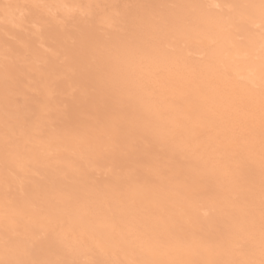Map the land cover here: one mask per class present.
<instances>
[{
	"label": "snow or ice",
	"instance_id": "1",
	"mask_svg": "<svg viewBox=\"0 0 264 264\" xmlns=\"http://www.w3.org/2000/svg\"><path fill=\"white\" fill-rule=\"evenodd\" d=\"M4 7L20 10L26 6ZM124 7L129 10L124 16L106 17L109 39L96 46L86 63L102 104L72 130L70 138L78 150L75 159L35 151L37 143L50 146L60 135L39 115L32 120H10L6 95L0 264H264V0L227 6L240 10L238 16L245 25H253L259 15V62L252 60L250 66L258 86L254 82L248 86L243 77L234 82L230 66L221 61L209 65L213 78L192 69L188 91L181 97L168 96L164 86L157 85L164 68L181 60L173 55L175 36L188 20L175 10L196 6L143 3ZM24 16L20 11L21 21ZM136 58L156 65L150 80H133L123 71V65ZM5 72L7 88V65ZM153 97L155 102L146 108V115L140 109L146 98ZM205 133L207 139L202 140ZM177 151L197 157L205 167V155L232 161L220 171L229 185L224 209L229 223L215 237L194 235L189 241L181 236L174 217L183 209L175 202L159 209L161 219L166 217L171 227L152 224L143 214L152 177L161 183L170 179L169 154ZM257 157L258 180L252 167ZM104 159L114 165L101 181L93 164ZM34 175L40 176L39 187L46 189V195L15 204L10 181ZM69 214L80 220L73 251L82 258H43L61 238L63 218ZM97 222L109 225L110 231H103ZM97 253L110 258L95 259ZM121 254L124 259L118 258Z\"/></svg>",
	"mask_w": 264,
	"mask_h": 264
},
{
	"label": "bare ground",
	"instance_id": "2",
	"mask_svg": "<svg viewBox=\"0 0 264 264\" xmlns=\"http://www.w3.org/2000/svg\"><path fill=\"white\" fill-rule=\"evenodd\" d=\"M112 2L115 3V0L114 1L113 0H0V33H4L10 40V38L13 37V33H15L11 30L13 27L15 28L19 27L21 31L23 30L27 31V29H29L32 26L29 33L27 32L26 37L22 38L21 40H18V38H16L18 40L17 44H15V48L17 50L15 49L16 52L14 53L16 54H14L13 51L12 53H9L11 52V50H13L12 49L13 47H11L12 46L11 44L9 43L6 44L7 43L6 42L5 43L6 47L1 46L2 44L1 41L3 40L0 38V55H2L3 57H6V59L9 58V54L11 55L14 54L15 56H19V57L21 56V57L27 58V59L25 58L26 60H23L22 64L16 69L18 71V68H20L27 72L26 80L23 81L25 79L24 77H23L24 79L23 78L21 79L23 82L18 80L19 83L21 82L18 86L16 83H14L15 82L14 80L13 82L11 80L13 75H16L15 74L16 70H13L9 67L8 65L9 61L7 62L3 60L0 62V128L1 129L4 127V121L6 118L5 116L6 95L8 97L7 113H8V118L10 120L23 121L25 120L23 115L24 114L28 115V113H30V115H28L30 117L29 120L34 119L36 115H39L40 117H42L41 118L42 121H48L51 115L53 117V114H54L53 112L56 106V102L54 101V98L57 97L58 96L57 94L61 91L60 89H61L62 84L64 86L65 84H69V87H71L72 85H70V83L73 84V79L74 78L77 79L78 73L76 72L75 74L74 72L78 70L77 68H79V66L81 67L82 63L84 64L85 62H87L88 58L90 57L87 55H92L91 53L95 51L96 46L98 44L106 42L109 39V33L111 32V30L107 27V24L105 23V19L107 17L105 15L107 14L105 13L104 15L103 14L104 10H100L101 13L103 12L102 14L104 15V16H100L101 15L100 11L98 13H95L93 12V9L96 8L97 6H100L101 4H104L108 6L106 8L109 10V5ZM259 2L260 0H166L165 2L164 1L155 2L154 4H176V5L196 6V7H189V8L175 10L181 15L185 16L188 20V23L175 36V47H176V50L179 52L173 53V55H178L179 57H181L180 62L179 63L170 62L167 65V67L164 68V73H162V75L164 74L166 75L168 81H171V80L175 81V79H172V78L173 77L177 78L176 84H178V86H176L175 84L174 85L175 89H174L172 88L173 85L171 84V82H166V83L163 82L162 84L161 82L163 80L164 81L166 80L165 77H163L160 84H162L163 86H166L168 83L167 86H169V83H170V85H172L171 87H169L170 91L167 89L168 92L165 91L166 87L165 88L163 87L164 92L169 93L171 95L170 92L174 91L175 94L174 92L172 93V95L174 94L173 95L174 97H181L188 91L187 83H185L184 81L188 80L189 77H187V75L189 76L190 74L189 72H191L192 69L203 71L209 78H213L215 74L209 69V65L219 64L221 61L227 63L230 66V69L233 73L234 82L239 81L240 78L243 77L244 83L247 84L248 86H252L253 82L258 86L259 84L258 78L250 73V66H251L252 60H255L257 64L259 62L258 58H259L260 31H261L260 28L258 27V25L260 24L259 15L258 14L256 15L255 23L253 25H250V26L245 25L240 21L239 16H238V12L240 10L229 8L227 6L228 5L258 4ZM6 4L21 5V6H26V7H23L20 10H17L16 8L5 9L4 5ZM217 5H219L220 7H216ZM121 9L119 10V12H117L118 11L117 10L112 13V11L115 10V8L113 10H110L111 12L109 11L107 12L109 13V15L119 13L121 16H124L128 11L123 12L121 11ZM31 10L39 11L38 13L39 15L35 17L33 16L32 14L33 12H32L31 13L32 17H30V21H29L27 20L29 19L27 16ZM20 11L25 12L23 21L19 19ZM49 19L51 20V23H49L50 21ZM47 23H49L50 25L49 28H51L50 29L51 31L48 30L46 32L45 30L47 29L45 27L48 26ZM27 25H30V27L26 28ZM44 28L45 30H43ZM16 29L18 30V28ZM16 29H13V30L15 31ZM111 35H112V38L115 39L116 34L111 33ZM212 41H215L216 43L212 44L211 43ZM192 45H195V46L191 47ZM64 47H67L66 49L73 50V52L75 51V53L79 55L80 58H78L77 61L73 59L74 61L71 62L72 63L71 65H68L69 67L66 66L65 69H62V68L59 69L61 71L56 73L55 77H57L60 74L62 78H55L54 76H53L54 78L52 77L50 78V76L48 75L52 73L45 74V71L43 68L52 65L51 63L54 60L60 58L62 54L63 56L64 54H68L69 52L68 50L65 52H63L64 50L63 51L61 50ZM213 51L215 52L214 56L211 54ZM180 53L182 56H180ZM191 54H193L197 58L204 57V59L202 58L201 60H199L200 62L192 64L193 66L188 67V65L190 64L191 58H193V57H190ZM14 55L11 57H14ZM2 56H0V60ZM6 65L8 67V73H7L8 87L7 88L5 85V82H6L5 66ZM186 66L188 67L189 70L187 69ZM183 67H185L189 72L186 71L185 68ZM156 70L157 69H156L155 64L150 63L148 60L141 61L139 58H136L134 60H129L123 65V71L133 80L135 79H144L146 81L150 80L152 78V73ZM49 72L51 71L49 70ZM184 72L186 73L184 74ZM18 73L20 72L18 71ZM79 73L81 74V72ZM34 74L35 76H33ZM24 75L25 73L23 74V76ZM172 83H175V82H172ZM158 86L160 87V85H157V87ZM72 87L74 88V86ZM72 87L70 89H72ZM88 87L93 88L91 81H89L88 86L82 84L78 90L80 91L81 89L86 94L87 92H89V90H91V88H88ZM22 88L24 89V91H22L23 90ZM87 88H88V91H87ZM171 89H173V91H171ZM38 91L41 92V94H37L39 95V99L36 98V100L32 102L33 108L29 107L30 104H28V107L24 106L25 109H20V107H18L19 105L21 106V104L18 103L17 101L18 95H21L22 97H24L26 94L35 95V93ZM67 91L69 92V90ZM82 91H80L79 94H82L83 93ZM63 93H66V91ZM169 94H166V95H169ZM81 97H84V96L81 95ZM25 101H23L22 103L26 104ZM92 102L95 103V106L97 108L101 106L102 104L101 97L95 90H94V95L92 99H88V98L80 99L79 98V100H77L74 104L72 102L69 110L67 109V111H65L66 113H64V116L66 118L62 115L63 119L65 118L64 121L67 120L66 122L68 125L67 126L65 125V126L70 127L69 124L74 123L75 125L74 127H72V124L70 125H71V128H75L79 125L80 121L87 119L90 116L89 115L90 111L86 109L83 110V108L84 107L86 108V106ZM154 102H155V97L154 99L146 98L145 106L144 108L140 110L144 111L145 114L147 115L146 108ZM193 102H198V100L196 98H193ZM94 103H92V105ZM92 109L95 110L94 108ZM87 111L89 113H87ZM49 121H51V118ZM64 129L66 130L67 128H64ZM57 131L59 135L60 134L63 135V136L60 135L61 137L60 139L54 140L50 146L47 143H37L34 146V150L42 154H48L49 151H51L52 153L56 155L57 153L59 155L63 154L62 155L63 157L62 158L60 157L63 160L75 159L78 155V150H77L75 142L70 138L72 132H69L68 130H66L67 132L62 134L59 132V131H62L60 130V128L59 130L57 129ZM205 134L203 136H205ZM206 137L202 139L205 140ZM0 151H2V149ZM182 155L184 154L177 151L174 155L172 154L171 157L178 156L177 158H181ZM186 155L187 154H185V156ZM187 156L190 157L191 155H187ZM206 156L207 155H205V157ZM171 157L169 156L170 159ZM193 159H195V157ZM106 160L107 159H105V161L102 160V161L94 162L93 167L95 169V175L100 171L102 172V169L105 170L106 173L110 169L108 168L109 164L106 165ZM196 160L197 162L198 160L201 161L200 159H196ZM205 160L210 162V167L213 166V163L211 162V160L209 159H205ZM217 160L213 159L214 163L216 162L218 163L221 161L222 164H224L225 161L228 162L229 159L226 157L225 161H222V159L219 161ZM195 161L193 163H195ZM254 162H255L254 165L257 166V167L255 166V168L259 171L258 157L254 160ZM190 163L191 162H189L190 167L188 165L187 167L189 168L188 170H186L187 172L186 174H188L187 177L185 175H184V178L183 177L181 178V176H178L179 169L181 168H177L176 169L177 175L176 174H175L176 176H174L173 174L171 175L172 178L174 176L175 179L170 178V180H168L170 181L168 182L169 184L167 182L161 183V181L159 180L160 181L159 184L161 183L160 184L161 188L155 187L158 181L157 183H155L154 186L153 184L150 185V188H151L150 198L144 201V204H143L144 213L143 214L148 217L149 222L152 224H155L161 228L164 227L165 224L171 227V223L167 220L166 217L164 219H161L159 209L161 205L175 202L178 209H183V212H178L177 215L174 217L175 223L180 229L179 234L181 236H183L189 241L192 240L194 235L197 237H205V238L215 237L213 233H216V232H213V229L215 228L216 225H218L219 227V224L217 223L219 221L222 222L224 227H226L227 224L229 223V218L225 216V211H222L224 210L223 208H225V202H223L222 199L224 198L223 197L224 195L226 196L228 194L229 185H226L227 183L226 181H225L226 183L224 186L221 184H217L220 181V179H222V177L220 176V169L219 171H217L218 174L215 175V172L212 171L213 168L211 167L212 168L211 169L208 167V169L211 170V172L209 171V173L210 174L214 173V175L213 177H211L212 174L210 176L207 173H204L206 174V176L208 175L211 177V179L206 178V180L207 179L209 181L213 180V182L210 181V183L212 184L216 183L214 184L216 186H214L215 192H212V193L210 192V195L205 197L206 195L205 193L208 190L204 188L208 186L209 181L208 183L206 180L204 181L203 179H202L203 181L201 179L199 181L198 171L200 167H202L203 169L204 168L207 169L206 168L207 166L205 167L204 161H202L201 163L202 165H199L200 163L198 162L197 163L198 166L195 163L194 165L197 166V170H198L197 171L195 169L196 166L191 168V166H194V165H191ZM229 163H231V161ZM112 164L114 165L113 161H112ZM218 164L220 167V163ZM224 165H221V167H223ZM202 168H201V171L203 170ZM201 171L199 174L200 176L202 174ZM203 172H205V170H203ZM49 175H51L50 170H49ZM35 176H36V179H34L33 183H35L34 185H36V183L39 181V183L37 184V187H38V185L41 184V180L40 178L37 180V176L38 177L40 176L39 175H35ZM32 178H35V177L32 176ZM171 179H172V182H171ZM12 181L15 183V186L17 185L19 186L21 183L24 182L21 179H16V180L13 179ZM223 181L221 180V182ZM60 182L61 181L57 180V183H60ZM212 184L210 188L208 187L207 189L213 190ZM2 185H4V175H2V172H0V186L2 187ZM40 188L41 187H39V190L34 189L35 191H33L32 190L33 188H31L32 194L29 197L27 196L28 198L26 197V194L24 196V194L21 191L20 195H23V196L18 197L15 201V204L22 205L25 203V201L29 199H35L37 197L43 198L42 195H46V189L42 187L43 189L41 188L42 190L40 191ZM21 189L23 190V188ZM14 191L16 192L15 187L13 189V193ZM27 192L28 190L26 191V193ZM28 195H30V193ZM3 200L5 202V195H3ZM4 212H5V206L3 208L0 206V223H2ZM222 212H224V216H225V217L222 216L223 218L221 217V214L223 215ZM80 226H81L80 220L76 215L69 214V215L64 216L61 238L57 239L54 242L51 249L43 253V258H47V259H58L59 258V259H66V260L82 258L81 255H78L76 252L73 251L76 237L80 231ZM97 226L100 227L103 231H110L109 225L97 222ZM94 258L98 260H104L110 257L102 253H97ZM118 258L124 259L125 257L123 254H121Z\"/></svg>",
	"mask_w": 264,
	"mask_h": 264
},
{
	"label": "rangeland",
	"instance_id": "3",
	"mask_svg": "<svg viewBox=\"0 0 264 264\" xmlns=\"http://www.w3.org/2000/svg\"><path fill=\"white\" fill-rule=\"evenodd\" d=\"M114 1V0H113ZM118 1V2H117ZM120 1H121V3H120ZM115 0V3L114 2H112L110 5H109V10L106 8V7H108V6H106V5H104V4H101L100 6H97L96 8H94L93 9V12H95V13H98L100 10H104V15H105V13L107 14V15H105V16H108L109 15V13L107 12V11H109V12H111L110 10H113L114 8H115V10H113L112 11V13L113 12H115V11H117V12H119V10L121 9V11H129L128 9H126L124 6L125 5H134V4H143V3H155V2H157V1H160V2H162V1H166V0ZM138 2V3H137ZM140 2V3H139ZM133 3V4H132ZM115 4H117V5H115ZM123 6V7H122ZM113 8V9H111V8ZM118 7V8H117ZM102 8V9H101ZM98 9V10H97ZM105 9H107V10H105ZM217 10H219V9H217ZM120 11V12H121ZM33 12V13H32ZM33 14V16H37V15H39L38 13H39V11H34V10H31L30 11V13L28 14V18L29 19H27V20H29L30 21V17H32V14ZM100 13H101V11H100ZM101 13V15L100 16H104L103 14ZM32 19V18H31ZM48 20V19H47ZM46 20V21H47ZM50 20V19H49ZM49 23H51V20L49 21ZM49 23H47L48 24V26H46L45 28L47 29V30H45V28L43 29V30H45L46 32L48 31V30H50L51 28H49ZM53 23V22H52ZM28 27H30V25H27V27L26 28H28ZM32 27V26H31ZM31 27L29 28V29H27V31L26 30H23V31H21L20 29H19V27H16V28H18V30L15 28V27H13L11 30L13 31V32H15V33H13V37H11L10 38V40H9V38L4 34V33H0V38L3 40V41H1L2 42V44H1V46H3V47H6V44H11L12 46L11 47H13L12 49L13 50H11V52H9V53H12V51H13V53L14 52H16V48H15V44H17V42H18V40H21L22 38H24V37H26V35H27V32L29 33V31H30V29H31ZM49 29H48V28ZM42 28H43V26H42ZM13 29H16L15 31L13 30ZM20 30V31H19ZM19 31V32H18ZM24 31H26V32H24ZM51 31V30H50ZM22 32V33H21ZM22 34V35H21ZM4 35V36H3ZM22 36V37H21ZM21 37V38H20ZM16 38H18V40L16 39ZM16 41V42H15ZM7 42V43H6ZM53 42V41H52ZM6 43V44H5ZM195 45H192L191 47H194ZM2 47V48H3ZM67 47H64L63 49H61L63 52H65V51H69L68 52V54H64V56H63V54H62V56H60V58H58V59H56V60H54L51 64L52 65H50V66H47V67H45V68H43L44 69V71H45V74H50V73H52V74H50V75H48V76H50V78L52 77V78H54L55 77V75H56V73H58V72H60L61 70H59V69H65L66 68V66H68V65H71L72 63L71 62H73L74 60L73 59H75V61H77L78 60V58H80L79 57V55H77L76 53H75V51L73 52V50H70V49H66ZM4 49V48H3ZM16 49V50H15ZM60 50V51H61ZM71 52V53H70ZM177 52H179V51H177L176 50V52L175 53H177ZM14 54H16V53H14ZM13 54V55H14ZM72 54V55H71ZM91 54H93V52L91 53ZM13 55H11V54H9V58H7L6 59V57H3L2 55H0V56H2L1 57V60H0V62L1 61H3V60H5V61H9L8 62V65H9V67L11 68V69H13V70H16L17 69V67H19L21 64H22V62H23V60H26L24 57H19V56H15L14 55V57H11V56H13ZM66 55H67V57H66ZM193 54H191L190 55V57H193V58H191V60H190V64L188 65V67L189 66H193L192 64H195V63H198V62H200L199 60H201L202 58L204 59V57H195L194 55L192 56ZM70 56V57H69ZM77 56V57H76ZM87 56H91V55H87ZM180 56H182L181 55V53H180ZM62 57V58H61ZM200 58V59H199ZM15 59V60H14ZM186 59V58H185ZM187 60V59H186ZM207 60H209V59H207ZM206 60V61H207ZM15 61H16V63H15ZM21 61V62H20ZM17 62H18V64H17ZM85 62V61H84ZM55 65H54V64ZM86 63L87 62H85L84 64L82 63L81 64V67L79 66V68H77L76 70L77 71H75L74 73L76 74V72L78 73L77 74V79L76 78H72L73 79V84H71L70 83V85H72V86H74V88L72 87V89H74V90H72V89H70L71 87H69V84H65V86L62 84V86H61V91H62V93H61V91L57 94L58 96L57 97H55L54 98V101L56 102V106H55V110L57 111H55L54 110V114H53V117H52V115H51V117H49V119H48V122L49 123H51V127H53V128H57L58 130H59V128H60V130H65L64 128H67L66 130H68L69 132H72V130L74 129V128H71V125L70 124H72V127H74L75 125H74V123H70L69 124V126L70 127H66L68 124H67V120L66 121H64L65 120V116H64V113H66L65 111H67V109L69 110V108L71 107V104H72V102H73V104L77 101V100H79V98L80 99H92V97H93V95H94V89L93 88H91V87H88V88H91V90H89V92H87V93H89V94H85L81 89H80V91H82L83 93L82 94H79L80 93V91L78 90L80 87H81V85L82 84H84V85H86V86H88V84H89V81H90V77H89V74H88V71H87V67H86ZM10 64H11V66H10ZM13 64H15V65H13ZM18 65V66H17ZM51 67V68H50ZM57 67H58V69H57ZM69 67V66H68ZM85 67H86V69H85ZM187 67V66H186ZM188 67H187V69H188ZM22 68V67H21ZM47 68V69H46ZM183 68H185V67H183ZM182 68V69H183ZM186 68H185V70L186 71H188ZM21 70V71H20ZM49 70L51 71V72H49ZM58 70V71H57ZM184 70V71H185ZM18 71L20 72V73H18ZM18 71L16 70V75H13V77H12V82H13V80L14 81H22L21 79L23 78L24 80L23 81H25L26 80V71H24V70H22V69H20V68H18ZM22 72H23V74L25 73V75L23 76V74H22ZM79 72H81V74L79 73ZM189 72V71H188ZM163 73H164V71H163ZM186 72H184V74H185ZM190 73V72H189ZM188 73V74H189ZM22 76V77H21ZM33 76H35V74L33 75ZM54 76V77H53ZM21 77V78H20ZM75 77V76H74ZM162 77H165V81L163 80H161L160 82L163 84V82H171V84L173 85V87L172 88H174V85L177 83L176 82V80H177V78H172V79H175V81H173V80H171V81H168L167 80V77H166V75L164 74V75H162ZM187 77H189L188 75H187ZM14 78V79H13ZM55 78H62V76L59 74L57 77H55ZM79 78V79H78ZM83 78V79H82ZM89 78V79H88ZM89 80V81H88ZM22 81V82H23ZM84 83H83V82ZM88 81V82H87ZM172 82H175V83H172ZM185 83H187V81H184ZM15 83V82H14ZM21 83V82H20ZM20 83H18V85L20 84ZM78 83H79V85H78ZM87 83V84H86ZM164 83V84H165ZM75 84H77V85H75ZM81 84V85H80ZM162 84H160V86L162 85ZM67 85V86H66ZM167 85H168V83H167ZM164 86V88L166 89L165 91L166 92H168L167 91V89L169 90L170 88L169 87H171L172 85H170V83H169V86ZM176 86H178V84H176ZM175 86V87H176ZM65 87V88H64ZM159 87V86H158ZM88 88H87V91H88ZM23 89V88H22ZM65 89H67V90H69V92L67 91V90H65ZM175 89V88H174ZM64 90V91H63ZM71 90V91H70ZM76 90V91H75ZM22 91H24V89L22 90ZM66 91V93H63V92H65ZM86 91V90H85ZM170 91V90H169ZM171 91H173V89H171ZM72 92H73V94H72ZM165 92V94H169V93H166ZM174 92V91H173ZM173 92H170L171 93V95H172V93ZM37 94H41V92H36L35 93V95H37ZM64 94H65V96H64ZM67 94V95H66ZM85 94V95H84ZM174 94H175V92H174ZM173 94V95H174ZM35 95H31V94H26L24 97H22L21 95H18L17 96V101H18V103H20L21 104V106L19 105L18 107H20V109H25V107L24 106H26V107H28V104H30V108H33V103L32 102H34L35 100H36V98L37 99H39V95H37V96H35ZM62 95V96H61ZM81 95L82 96H84V97H81ZM170 95V94H169ZM168 95V96H169ZM170 95V96H171ZM172 95V96H173ZM34 96V97H33ZM87 97V98H86ZM71 98H72V100H71ZM153 99H154V97H153ZM25 101V103L26 104H23L22 102L23 101ZM30 100V101H29ZM71 100V101H70ZM22 101V102H21ZM65 101H66V103H65ZM32 104H31V103ZM64 103V104H63ZM92 103H94V102H92ZM92 103H90V104H88L87 106H86V108L84 107L83 108V110L84 109H86V110H88V111H90V113L92 114L93 113V109L92 108H94V109H96L97 107L95 106V103L92 105ZM23 104V105H22ZM90 106V107H89ZM23 107V108H22ZM96 107V108H95ZM93 110V111H92ZM23 111V110H22ZM64 111V112H63ZM87 111V113H89ZM89 113V115H91ZM242 114V113H241ZM28 115H30V113H28ZM27 114H24L23 116H24V118L26 119V117L28 116ZM65 117L64 119H63V116ZM62 116V117H61ZM60 117V118H59ZM23 118V117H22ZM23 118V119H24ZM42 118V117H41ZM50 118H51V121H49L50 120ZM27 119L29 120L30 119V117L28 116L27 117ZM59 121V122H58ZM62 121H63V123L64 122H66V123H62ZM53 122V123H52ZM62 123V124H61ZM66 125V126H65ZM77 125H78V123H77ZM62 126H64V127H62ZM76 128V127H75ZM3 129V128H2ZM1 128H0V147H2V148H0V150L2 149V151H0V172H2V175H4L5 173H4V157H3V130H2ZM57 129H56V131H57ZM59 131L60 133H65V132H67V131ZM2 131V132H1ZM58 132V131H57ZM61 135V134H60ZM61 136H63V135H61ZM207 136V134H205V136H203L202 138H205ZM201 138V139H202ZM206 139H207V137H206ZM205 139V140H206ZM202 140H204V139H202ZM63 153V152H62ZM61 154V153H60ZM184 154V153H183ZM57 155L59 156V157H63L62 155H59L58 153H57ZM169 156L171 157L172 156V154L170 153L169 154ZM65 157V156H64ZM175 157V156H174ZM174 157H171V159L169 158V161H168V167L171 169V171H170V173H169V175L171 176L172 174L174 175V176H176L177 174H176V169L177 168H181V169H179V173H178V176H181V178L183 177L184 178V175L187 177V175L188 174H186L187 172H186V170H188V168L190 167V165H189V162H191L190 164L191 165H194L196 162H197V160L196 159H198V158H196L195 157V159H193L194 158V156H193V158H192V156H185V154L184 155H182V157L181 158H177L178 156H176L175 158H177V159H175ZM180 157V156H179ZM206 157H208V156H206ZM206 157H204L205 159H209V160H211V162L213 163V165H216V168H215V170H214V172H215V175H217L218 174V172L217 171H219V169H220V171H221V169L225 166V165H229V164H232V161H231V163H229L230 162V160H228V162H226L225 160H226V157L225 158H223L222 159V161H225V165L224 164H222V162L220 161V162H218V163H220V167H219V164L216 162V163H214V161H213V159H215V160H217L216 158H206ZM172 158H173V160H172ZM193 160V161H191V160ZM176 160V161H175ZM179 160V161H178ZM196 160V161H195ZM219 160H221V159H219ZM219 160H217V161H219ZM99 161H102V160H99ZM104 161H105V159H104ZM103 161V162H104ZM111 161V162H110ZM195 161V163H193ZM198 162L200 163L199 165H202L201 163H202V160L201 161H199L198 160ZM197 162V163H198ZM209 162V161H208ZM105 163V162H104ZM177 163V164H176ZM197 163H196V165H197ZM211 163V164H212ZM254 161H253V163H252V166H253V168H255V166L256 165H254ZM109 164V165H108ZM209 165H207V169H203L202 167H200L199 168V171L197 170V166L196 165H194V166H191V168L192 167H195V169L199 172V174H200V171H201V168L203 169V170H205V172H203V170L201 171L202 172V174H201V176L198 174V178H199V181H200V179L202 180H206V178H210L211 179V177H213V175H214V173H211L212 174V176H211V174L209 173V171L211 172V170H209L208 169V167L209 168H213V166H211L210 167V162L208 163ZM217 164H218V166H217ZM106 165H108L109 167L108 168H112L113 166V164H112V160L111 159H107L106 160ZM110 165H111V167H110ZM189 165V167H187ZM221 165H224L223 167H221ZM3 166V167H2ZM185 167V168H184ZM257 167V166H256ZM107 168V169H108ZM187 168V169H186ZM211 168V169H212ZM256 169V168H255ZM104 171V172H103ZM206 171H208V172H206ZM212 171H213V169H212ZM256 171V175H257V177H258V174H259V171L256 169L255 170ZM4 173V174H3ZM204 173H207L208 175H210V176H206V174H204ZM258 173V174H257ZM99 174V175H98ZM104 174H106V171L105 170H103L102 169V172L100 171V172H98L95 176L96 177H98L101 181L103 180V178H104ZM176 174V175H175ZM173 176V178L175 179V177ZM205 177V179H204V177ZM34 177L35 178H32L31 177V179H29L27 182L24 180V182L23 183H21L19 186L17 185V186H15V183L11 180L10 181V183H12L11 184V198L14 200V202L16 201V199L18 198V197H20V196H23V195H20V192L22 191V193L24 194V196H25V194H26V197L28 196H31V192H32V190L33 191H35L34 189H36V190H39V185H38V187H37V184L39 183V181L36 183V185H34L35 183H33L34 182V179H36V176L34 175ZM40 177H38L37 176V180L39 179ZM170 178H172V176L170 177ZM172 178V179H173ZM172 179H171V182H172ZM14 180H16V179H14ZM32 180V181H31ZM160 179L159 178H157V177H152V184H153V186L155 185V183H157V181H158V185L156 184L155 185V187L156 188H161L160 186V184H159V181ZM170 180V179H169ZM202 180V181H203ZM221 180L223 181V178L222 179H220V181L217 183V184H221V185H225V180L223 181V182H221ZM258 180V179H257ZM207 181V183H208V179L206 180ZM210 181H212L213 182V180H210ZM210 181H209V183H208V186L207 187H205L204 189H206V190H208V191H206V195H205V197H207V196H209L210 195V192L212 193V192H215L214 191V186H216V185H214V184H216V183H214V184H212V183H210ZM167 183L168 182H170V181H166ZM25 183V184H24ZM207 183H206V185H207ZM224 183V184H223ZM27 184V185H26ZM169 184V183H168ZM211 184H212V189L213 190H209V189H207L208 187L210 188V186H211ZM22 185V186H21ZM205 185V186H206ZM226 185H228L227 183H226ZM36 186V187H35ZM3 187V188H2ZM2 187L0 186V206L3 208L4 206H5V202H4V200H3V195H5V192H4V190H5V185H2ZM14 187H15V190H16V192L14 191V193H13V189H14ZM33 188L32 190H31V188ZM21 188H23V190L21 189ZM42 188V187H41ZM40 188V191L43 189H41ZM20 190V191H19ZM28 190V192L26 193V191ZM156 190V189H155ZM217 190V189H216ZM24 191V192H23ZM14 194V196H13V194ZM21 193V194H22ZM30 193V195H28ZM208 193V194H207ZM45 195H42V197H44ZM14 197V198H13ZM27 197V198H28ZM224 198L222 199L223 200V202H225V195L223 196ZM4 203V204H3ZM1 204H3V205H1ZM223 209H225V208H223ZM222 211H224V210H222ZM223 213V215L221 214V217L223 216V217H225L224 216V212H222ZM218 216H220V215H218ZM222 217V218H223ZM221 218V219H222ZM217 224H219V227H218V225H216L215 226V228L213 229V232H216V233H213L215 236H217L219 233H220V231L221 230H223L225 227H224V225H223V223L222 222H218ZM222 225V226H221ZM224 227V228H223ZM220 228V229H219ZM218 229V230H217ZM212 231V230H211Z\"/></svg>",
	"mask_w": 264,
	"mask_h": 264
}]
</instances>
